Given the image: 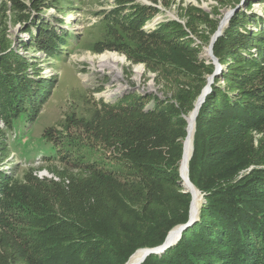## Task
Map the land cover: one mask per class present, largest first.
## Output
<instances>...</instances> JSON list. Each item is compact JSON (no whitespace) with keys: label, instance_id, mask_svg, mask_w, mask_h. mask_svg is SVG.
<instances>
[{"label":"trees","instance_id":"16d2710c","mask_svg":"<svg viewBox=\"0 0 264 264\" xmlns=\"http://www.w3.org/2000/svg\"><path fill=\"white\" fill-rule=\"evenodd\" d=\"M130 8L126 15L114 11L107 22L148 37L166 34L168 24L151 33L141 30L152 17L150 6ZM37 29L47 36L40 41L43 49L56 55L66 35L45 21ZM23 72L0 71V123L8 128L31 117L40 96ZM246 91V97L264 100V84ZM185 92L178 94V106L144 94L95 108L85 124L111 149L110 159L92 160L90 145L72 137L61 158L79 173L66 184L33 179L30 187L14 190V178L0 179V264H125L136 250L163 244L173 228L185 224L191 195L180 164L185 115L197 96ZM234 95L218 90L207 96L196 118L189 178L207 200L200 220L174 247L141 264H264V171L236 180L249 165L250 133L264 123V101Z\"/></svg>","mask_w":264,"mask_h":264},{"label":"rangeland","instance_id":"374dc122","mask_svg":"<svg viewBox=\"0 0 264 264\" xmlns=\"http://www.w3.org/2000/svg\"><path fill=\"white\" fill-rule=\"evenodd\" d=\"M137 5L153 9L141 30L151 33L168 24L166 34L148 37L107 22L114 11L126 15ZM225 16L226 25L219 31ZM44 21L58 35H66L56 55L40 43L47 36L37 26ZM97 44L100 48L94 50ZM217 44H222L218 55ZM111 55L124 59L113 71L100 66ZM0 71H24L42 96L34 102L31 117L23 116L13 128L0 123V179L14 178V190L30 187L33 179L66 184L79 173L61 158L63 144L72 137L90 145L92 160L110 159L111 149L85 124L103 104L149 94L164 105L178 106V94L189 90L197 93L193 108L204 91L205 99L224 90L254 101L246 97V89L264 84V0H0ZM147 103L152 107L154 99ZM250 140L251 162L236 180L264 171V123L252 129ZM186 191L192 202L191 191ZM199 194L198 215L190 227L207 203Z\"/></svg>","mask_w":264,"mask_h":264},{"label":"bare ground","instance_id":"6f19581e","mask_svg":"<svg viewBox=\"0 0 264 264\" xmlns=\"http://www.w3.org/2000/svg\"><path fill=\"white\" fill-rule=\"evenodd\" d=\"M225 25H226V16L221 21L219 31H221ZM119 62H124V59L119 58L115 55H111L109 57L104 56L100 61V66L102 68H108L113 71L114 69H116L115 65ZM201 101H202V94L197 98L193 110L187 116V124H188L187 125V135H186L184 145H183V157H182V161L180 164L181 170L183 172L184 180H185V185L187 186H188V183H187L188 168H189V162L191 159L192 149L194 147V135H195V129H196L195 113L197 112ZM191 190H192V196H193L191 215L192 217H196L199 211V199H200L199 195L200 194H199V191L195 187H192ZM179 234H180V228L179 227L174 228L169 234L168 243L175 242V240H177V238L179 237ZM144 255H145V251L143 250L138 251L127 264H137L144 257Z\"/></svg>","mask_w":264,"mask_h":264},{"label":"water","instance_id":"95a60500","mask_svg":"<svg viewBox=\"0 0 264 264\" xmlns=\"http://www.w3.org/2000/svg\"><path fill=\"white\" fill-rule=\"evenodd\" d=\"M206 91H204L203 93H202V101H201V103H200V105H199V107H198V110H197V112L195 113V117L197 118V115H198V113H199V110H200V107H201V105H202V103L205 101V96H206ZM187 119V118H186ZM187 129V128H186ZM193 150H194V147H193V149H192V154H193ZM192 154H191V156H192ZM180 175H181V178L183 179V185L186 187V189L187 190H189V191H191V193H192V190H191V188L192 187H195L194 186V184L191 182V180H190V178H189V168H188V178H187V183H188V186L187 185H185V180H184V176H183V172H182V170H181V167H180ZM197 189V188H196ZM199 192H201L200 190H198ZM192 203H193V200H192V202H191V207H190V217H189V220L185 223V224H181V225H178V226H176V227H179L180 228V234H179V237L177 238V240H179L180 238H181V235H182V233H183V231L184 230H186L187 228H189L190 227V225L195 221V219H196V217H192V215H191V208H192ZM175 227V228H176ZM174 229V228H173ZM172 229V230H173ZM171 230V231H172ZM171 231L169 232V234L171 233ZM169 234H168V236L166 237V239H165V241H164V243L163 244H161V245H159V246H156V247H153V248H140V249H138V250H136L132 255H131V257L129 258V260L125 263V264H127L130 260H131V258L138 252V251H141V250H143V251H145V255H144V257L137 263V264H141V263H143L144 261H145V259L149 256V255H151V254H158V253H161L162 251H164V249L166 248V247H168V246H170V245H172L173 243H176L177 242V240H175V242H173V243H168V237H169Z\"/></svg>","mask_w":264,"mask_h":264}]
</instances>
